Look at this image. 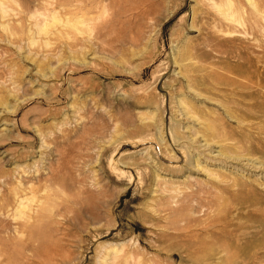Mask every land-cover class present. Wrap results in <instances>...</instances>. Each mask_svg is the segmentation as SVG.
<instances>
[{
    "label": "rangeland",
    "instance_id": "rangeland-1",
    "mask_svg": "<svg viewBox=\"0 0 264 264\" xmlns=\"http://www.w3.org/2000/svg\"><path fill=\"white\" fill-rule=\"evenodd\" d=\"M0 264H264V0H0Z\"/></svg>",
    "mask_w": 264,
    "mask_h": 264
},
{
    "label": "bare ground",
    "instance_id": "bare-ground-1",
    "mask_svg": "<svg viewBox=\"0 0 264 264\" xmlns=\"http://www.w3.org/2000/svg\"><path fill=\"white\" fill-rule=\"evenodd\" d=\"M227 6H230V4L228 3Z\"/></svg>",
    "mask_w": 264,
    "mask_h": 264
}]
</instances>
